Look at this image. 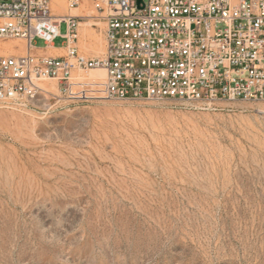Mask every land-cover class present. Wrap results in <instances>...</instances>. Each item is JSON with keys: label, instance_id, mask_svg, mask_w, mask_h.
<instances>
[{"label": "rangeland", "instance_id": "obj_1", "mask_svg": "<svg viewBox=\"0 0 264 264\" xmlns=\"http://www.w3.org/2000/svg\"><path fill=\"white\" fill-rule=\"evenodd\" d=\"M94 71L0 106V264H264V101L107 99Z\"/></svg>", "mask_w": 264, "mask_h": 264}, {"label": "built area", "instance_id": "obj_2", "mask_svg": "<svg viewBox=\"0 0 264 264\" xmlns=\"http://www.w3.org/2000/svg\"><path fill=\"white\" fill-rule=\"evenodd\" d=\"M64 1L68 13L56 15L51 0H0V40L24 46L0 55V106L26 107L48 92L41 85L47 80L66 92L75 74L94 69L105 72L107 99L177 100L201 109L264 101V0ZM79 6L83 15L69 13ZM81 22L103 25L100 56L78 53ZM57 38L63 55L34 53L35 39L53 47Z\"/></svg>", "mask_w": 264, "mask_h": 264}, {"label": "bare ground", "instance_id": "obj_3", "mask_svg": "<svg viewBox=\"0 0 264 264\" xmlns=\"http://www.w3.org/2000/svg\"><path fill=\"white\" fill-rule=\"evenodd\" d=\"M79 31L81 34H83L84 32H86L88 30V27L90 26V23L89 22H81L80 25H79ZM95 39L97 41H101L102 42V34L100 33H96L95 35ZM18 44L19 45V48L18 49H11V44ZM89 46H92L93 48H97V50H100V47L99 46H94L93 44H89ZM102 47V46H101ZM24 50H23V45L22 43L20 42H17V41H8L7 43H5L4 45H0V52H20L22 53ZM103 78H105V72L103 69H100V71H94L92 72L90 75H89V78H88V81H86V83H89L90 86H95V85H98L102 82ZM87 80V79H85ZM54 85L51 84V88H53ZM263 111V110H262Z\"/></svg>", "mask_w": 264, "mask_h": 264}, {"label": "crops", "instance_id": "obj_4", "mask_svg": "<svg viewBox=\"0 0 264 264\" xmlns=\"http://www.w3.org/2000/svg\"><path fill=\"white\" fill-rule=\"evenodd\" d=\"M69 13H72L74 15H83L85 13V8L83 6H79L76 9L69 11ZM79 34H80V31H79V28H78V32H77V43H78V36H79ZM103 39H104V36H103ZM19 42H21V41H19ZM21 43L23 45V42H21ZM103 48H104V46H103ZM46 49L49 52H45ZM56 49L57 48H55L54 46L53 47H45V49L36 48L34 50V53L37 54V55H49V56H60V55H63L65 53V49H64L63 46H62V48H60L61 50H56ZM50 50L55 51V53H53ZM78 53L81 54V55H84L86 57H89V58H93V57L98 56V55H96V53H95L94 50L89 51V50L84 49V48H82L80 46H78Z\"/></svg>", "mask_w": 264, "mask_h": 264}, {"label": "water", "instance_id": "obj_5", "mask_svg": "<svg viewBox=\"0 0 264 264\" xmlns=\"http://www.w3.org/2000/svg\"><path fill=\"white\" fill-rule=\"evenodd\" d=\"M142 3V0H137V6L139 7V4Z\"/></svg>", "mask_w": 264, "mask_h": 264}]
</instances>
